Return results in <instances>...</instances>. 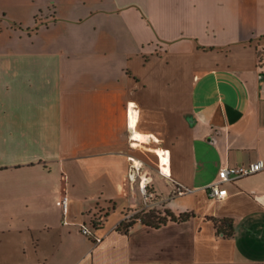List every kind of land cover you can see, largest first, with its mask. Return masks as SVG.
I'll list each match as a JSON object with an SVG mask.
<instances>
[{"label":"crops","instance_id":"0c3cea01","mask_svg":"<svg viewBox=\"0 0 264 264\" xmlns=\"http://www.w3.org/2000/svg\"><path fill=\"white\" fill-rule=\"evenodd\" d=\"M258 159L264 0H0V264H264Z\"/></svg>","mask_w":264,"mask_h":264},{"label":"built area","instance_id":"2783aa9c","mask_svg":"<svg viewBox=\"0 0 264 264\" xmlns=\"http://www.w3.org/2000/svg\"><path fill=\"white\" fill-rule=\"evenodd\" d=\"M136 164L134 165V169H136ZM264 168V160L258 159L255 161L250 162L246 165H237V166H231L227 165L225 167H222L219 171V176L217 179L211 181L207 185V191L209 195L215 199H223L228 195V189L225 186L226 182L233 181L235 179H238L242 176H246L249 174L256 173ZM144 193L146 194V186L142 187ZM68 196L65 195L63 198L64 205H67ZM83 232L85 234L90 233V230L88 227L83 228Z\"/></svg>","mask_w":264,"mask_h":264},{"label":"trees","instance_id":"16d2710c","mask_svg":"<svg viewBox=\"0 0 264 264\" xmlns=\"http://www.w3.org/2000/svg\"><path fill=\"white\" fill-rule=\"evenodd\" d=\"M194 213L193 212H185L179 215L172 213L168 209H150V210H140L134 213L132 216L122 221L121 225L125 231L129 230V227L132 226L137 220H140L143 224L148 225L153 228H159L169 221H183L190 218ZM227 223L226 228L221 231L220 226L216 223V228L218 234L222 233L224 235H232L233 234V225L228 221H223Z\"/></svg>","mask_w":264,"mask_h":264},{"label":"rangeland","instance_id":"374dc122","mask_svg":"<svg viewBox=\"0 0 264 264\" xmlns=\"http://www.w3.org/2000/svg\"><path fill=\"white\" fill-rule=\"evenodd\" d=\"M127 3H129V2L127 1ZM147 36H152L151 32L145 31V37H147ZM159 209L163 210L164 209V206H161Z\"/></svg>","mask_w":264,"mask_h":264},{"label":"bare ground","instance_id":"6f19581e","mask_svg":"<svg viewBox=\"0 0 264 264\" xmlns=\"http://www.w3.org/2000/svg\"><path fill=\"white\" fill-rule=\"evenodd\" d=\"M136 120V119H135ZM136 126V125H135ZM144 136V135H143ZM144 141V140H143Z\"/></svg>","mask_w":264,"mask_h":264}]
</instances>
